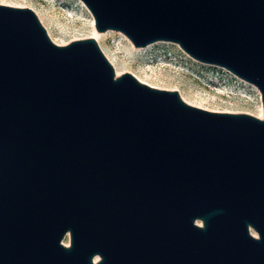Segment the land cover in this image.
Returning a JSON list of instances; mask_svg holds the SVG:
<instances>
[{
  "label": "water",
  "instance_id": "1",
  "mask_svg": "<svg viewBox=\"0 0 264 264\" xmlns=\"http://www.w3.org/2000/svg\"><path fill=\"white\" fill-rule=\"evenodd\" d=\"M81 1L99 32L176 43L264 110V0ZM0 264H264V118L117 77L94 39L57 45L0 5Z\"/></svg>",
  "mask_w": 264,
  "mask_h": 264
},
{
  "label": "rangeland",
  "instance_id": "2",
  "mask_svg": "<svg viewBox=\"0 0 264 264\" xmlns=\"http://www.w3.org/2000/svg\"><path fill=\"white\" fill-rule=\"evenodd\" d=\"M3 1L11 5L1 4L4 3ZM0 5L28 8L36 15H41L45 23L52 30L54 37L64 40L65 45L83 39H94L98 43L96 38H94V17L81 0H0ZM66 11L73 13V19L67 18ZM109 31H113V33L105 34ZM98 33L102 39L100 44L107 47L106 49L117 57V61L126 67L127 73H130L135 78H142L139 69L150 62L154 68L155 75H150L151 78L148 81L164 84L172 89H176L172 91H178L181 97H187L195 103L215 104L221 108L229 107V103H231L234 109L247 110L253 115L258 113L261 105L263 107L262 95L254 85L250 83V85H245L235 78L234 74L224 68L210 64L202 65L200 64L201 62L194 58L197 62L193 61L192 57L176 43L167 42L170 44L155 45L143 56L132 58L127 54L129 44L126 39H129L124 34L114 30L98 31ZM174 67L179 68H177L178 70H174ZM221 88L225 92L232 91L234 95H231L232 97L230 96V98H227L226 95H216L214 93L216 92L215 90ZM240 91H243L250 100L240 97L238 95ZM212 99H215V101H211ZM222 100L228 102L222 104ZM252 234L254 233L252 232ZM66 239L63 243L69 246L70 239L69 237Z\"/></svg>",
  "mask_w": 264,
  "mask_h": 264
},
{
  "label": "bare ground",
  "instance_id": "3",
  "mask_svg": "<svg viewBox=\"0 0 264 264\" xmlns=\"http://www.w3.org/2000/svg\"><path fill=\"white\" fill-rule=\"evenodd\" d=\"M4 3H1V4H4V5H11V4H8V3H5V1H3ZM66 14H67V18L69 19H73V13L71 11H66ZM39 20L41 21L42 25L45 27L49 37L57 44V45H60V46H63L65 45V41L64 40H60V39H57L54 37L53 35V32L52 30L49 28V26L45 23L43 17H41V15L37 14ZM93 31H94V35L96 38V40L98 41L99 43V46L103 52V54L105 55V57L108 59V61L111 63V65L113 66V68L115 69L116 71V75L117 77L123 75L124 73H127L128 70L126 69L125 66L121 65L118 61H117V57L113 54L110 53V51H108L106 48L107 47H104L102 46L100 43L102 41V39L100 38V35L98 33V30L95 26V24L93 23ZM108 33H113V31H109L105 34H108ZM126 41L128 42L129 44V47L127 49V54L132 57V58H136V57H139V56H143L144 54L147 53V51L152 48L153 46L155 45H160V44H170V43H167V42H158V43H155L153 45H150L148 47H136L134 46L129 40L126 39ZM104 44V43H103ZM105 45V44H104ZM183 52V51H182ZM186 54V53H185ZM187 55V54H186ZM188 56V55H187ZM189 58H191L190 56H188ZM193 61L197 62L196 60H194L193 58H191ZM199 63V62H198ZM202 65H207V64H203V63H200ZM161 65V64H160ZM179 68V67H177ZM176 67H174V70H178ZM139 72H140V75H142V78L140 77H136L141 83L145 84V85H148L150 87H153V88H158V89H165V90H176V89H172L170 88L169 86H166L164 84H160V83H155V82H150L148 81L150 77V75H155L154 74V68L153 66L149 63H146L144 66L140 67L139 69ZM235 78L239 79L242 83H244L245 85H250L249 83L245 82L244 80H242L241 78H238L237 76L233 75ZM214 90V89H213ZM216 92V95H220V96H223V95H226L227 98H230L231 95H234L233 92H225L222 88L221 89H216L215 90ZM229 93V94H228ZM240 97L246 99V100H250V98L243 92V91H240L239 94H238ZM236 96V95H235ZM232 97V96H231ZM239 97V98H240ZM183 100L192 105V106H195V107H198V108H201V109H205V110H209V111H215V112H228V113H248L250 115H253L251 112L249 111H241V110H237V109H234L232 104L229 103V107H219L218 105H208V103H195L191 100H189L187 97H184L182 96ZM232 99V98H231ZM211 101H215V99H212ZM242 101V100H241ZM228 102V101H226ZM225 100H222L221 103L222 104H226ZM228 104V103H227ZM208 105V106H206ZM253 116H256L260 119H263V116H264V111H263V107L262 105L260 106V109L258 110V113L253 115ZM255 234V233H254ZM68 238V237H67ZM67 240V239H66ZM66 246L68 244H65ZM96 261H98V258H96Z\"/></svg>",
  "mask_w": 264,
  "mask_h": 264
}]
</instances>
